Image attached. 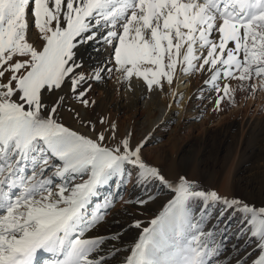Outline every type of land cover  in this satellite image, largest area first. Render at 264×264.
<instances>
[{
	"label": "snow or ice",
	"instance_id": "1",
	"mask_svg": "<svg viewBox=\"0 0 264 264\" xmlns=\"http://www.w3.org/2000/svg\"><path fill=\"white\" fill-rule=\"evenodd\" d=\"M183 76L213 111L264 90V0H0V264H264V204L167 175L151 133H121L91 95ZM129 183L139 205L169 193L130 247L99 233ZM226 214L244 244L221 259Z\"/></svg>",
	"mask_w": 264,
	"mask_h": 264
},
{
	"label": "bare ground",
	"instance_id": "2",
	"mask_svg": "<svg viewBox=\"0 0 264 264\" xmlns=\"http://www.w3.org/2000/svg\"><path fill=\"white\" fill-rule=\"evenodd\" d=\"M90 51L91 50L88 49L83 52L82 54L83 59L88 60L90 58V54H91ZM187 79H188V76L180 77L179 81L173 85L172 91L174 94H177V93L180 94L179 100H181L183 96L187 97L189 93V91L187 92V90L188 88L190 89V83L185 84ZM163 93L148 92L137 81H133V88L129 90L124 85L117 84L113 80L111 83L108 82L106 86L95 87L91 95H93L97 101L98 114H106L110 117L112 121L114 120L115 122H117L121 133H123L125 130H128V131L133 132L136 135V137L139 138L143 134L150 132L151 137H152L149 142L150 146H156L158 144L159 145L163 144V141H162L163 138H169V140H173L174 139L173 135L175 136L177 135L178 137L179 135L178 133L181 131L191 130L192 132L196 128H198V126L203 125L205 122L209 120L210 117L206 116L202 118V121L200 122V124L195 122V119L201 116L200 115L201 111L205 108L206 98H202L204 97L203 95L197 96V98L199 97V101L197 103L195 104L192 103V105L188 106L186 109L180 111L179 113H173L172 109L169 108V104L167 102L162 101L163 97L161 96L160 98V95H162ZM113 95L118 96V98L120 99L118 103H115L113 100H111ZM182 103L183 101L180 104ZM139 106L142 109L140 108L138 109ZM171 106L173 108V105ZM128 108L130 109L127 111L126 109ZM153 112L157 113V118L155 117L156 119L154 120L151 119L149 116L150 114L152 115ZM122 115H128L129 117L128 121L126 120L123 121L124 120L123 118L125 117L121 118L122 120H119V117H121ZM139 116H142V117L138 118ZM92 118L95 119V117H92ZM239 122L240 123H236V125H234L231 128L234 131V133L230 130V127L227 128L228 130L226 131V133H228L229 131V133H232V135H229V134H228L229 136L226 134L224 135V133H222V130L219 129L220 132L219 130H216V134L222 133L223 137L227 138L226 142H230L231 144H234L236 148L234 149V151L237 150V152L234 156V161L232 162L231 160L232 164L226 171L227 175H223L222 171L214 169V174L217 179V183L219 185V186H216L214 190L220 193L221 195H225L229 198L237 197V198H241L253 204L254 203L259 204V205L264 204V191L262 192V190H259L258 188L256 189L254 185L257 182V180L260 178L261 174H264V159H263L264 158V152H263L264 151L263 149L264 148V120L258 119L255 121L252 118L250 120L249 119L247 120L246 118H244L243 120ZM253 125H255L256 127H259L263 131H258L256 133H254L253 130L250 131L251 128L254 129ZM131 126H133V128H131ZM210 132L211 130L209 129H203L202 135H200V137H197V140L199 141V143L200 142L203 143V141H205L206 138L209 137ZM244 132L250 135L248 139L245 136ZM250 138H252L253 140H251ZM176 139H174L171 142L173 145L171 147L172 151L175 149L177 145ZM250 142H253L257 146L259 145L258 147L254 146V144L252 146H254L253 149L255 150L254 156L256 157V159L261 160V161L253 164L252 167L247 168V171L250 172V175L248 177L249 182L246 183V181L244 182L243 176L239 177V179H235L234 171L236 170V167L238 166L239 162H241V156L240 155L238 156L239 152H242L245 149V146H247ZM229 150L233 151V149H229ZM162 154L163 152L160 151V153L157 156L159 160L162 159ZM204 166L205 165L202 166V164L200 165L196 163L195 167H193L194 168L193 172H199ZM180 174L181 175L189 174L188 168L182 169L180 171ZM254 177L256 178L254 179ZM127 188L133 189L135 187H133V184L130 183L127 186ZM107 191H110V190L106 189L105 192ZM139 191L140 190L133 189L132 192L134 193L130 194L128 197L124 196L125 198L121 199L120 203L121 204L123 203V205H121V208H117L116 210L113 209L110 212L109 215L113 217V219L111 218L110 219L111 222L109 224L106 222L99 229L100 234L121 233L122 242L126 246H129V247L138 239V236L141 233L142 229H136L133 231L132 223H130L131 221L129 222V220L125 219V221L123 222L121 219V216L126 215L128 212L129 214L130 213L134 214L133 212H136V210H132V207L134 208L136 207L139 210L137 213H139L140 216L150 218L151 220L153 218L152 215L154 213H157L156 211L157 207H161L163 203H165L167 200L164 196L160 199L161 200L160 202L153 201L149 204L138 206L135 201L140 198L146 197L145 195L142 197V194H139ZM160 194H163V192H160L159 190V196ZM254 194L258 195L256 199L253 198ZM129 200H131L132 202L125 203V201H129ZM123 209H125V211H121ZM145 214L148 216H145ZM217 214L218 213L213 214L212 220L210 221L211 224L215 223L214 220ZM125 217L127 218V216ZM225 220H228V215L225 216ZM228 223L232 226L231 231L224 235L217 236L218 240L223 241L221 259H224L230 256H235L236 253L234 251V246L240 247L241 245L244 244V240L238 239L236 235V233L239 230L236 227L238 223H235L232 220H228ZM147 224L148 222L146 221L145 224H142V227L146 226ZM220 227L221 229L224 227L223 222L221 223ZM129 231L131 234L133 233L135 237L128 240L127 232ZM225 235L228 237L227 239L224 238ZM250 247L251 246L249 245L248 249H250Z\"/></svg>",
	"mask_w": 264,
	"mask_h": 264
},
{
	"label": "rangeland",
	"instance_id": "3",
	"mask_svg": "<svg viewBox=\"0 0 264 264\" xmlns=\"http://www.w3.org/2000/svg\"><path fill=\"white\" fill-rule=\"evenodd\" d=\"M111 82L112 81H109V83H111ZM187 83H190V89L188 88V90H187V92L189 91V93H188L187 97L183 96L181 98V100H179V98H177V94H174L173 91L167 90V88H166L165 92L162 95H160V98H161V96L163 97L162 101L167 102L169 104V108L172 109L173 113H179L180 111L186 109L188 106L192 105V103L193 104L197 103L199 101V97L197 98V96H199V95H203L205 98L210 95V92L207 90H205L203 92L200 91V89L205 87V86L203 85V81L200 79L199 76H196L194 78L188 77L185 84H187ZM235 85H236V82L234 81L233 86H235ZM96 93H97V91H96ZM111 100H113L115 103H118L120 101L118 96H114V95H113ZM194 100H195V102H194ZM182 101H183V103L180 104ZM171 105H173V108ZM221 107L223 108V111H213L212 110V101H210L209 99L206 98L205 108L201 111V114H200L201 116L198 117L197 119H195V122L200 124V122L202 121V118L209 116L210 118L207 122H205L206 124L204 123L205 124V125L203 124L204 126L201 125L202 127L198 126V128H196L192 132H191V130L181 131L178 133L179 134L178 137H177V135L176 136L173 135L174 139L177 138L176 139L177 145L173 151L171 150V147L173 146L171 142L174 139L169 140V138H163L162 139L163 144H160V145L158 144L156 146L148 145L147 151H146V155H147L148 159L150 161H152L154 164L161 166L163 168V170L165 171V173L169 176H172V177L181 175L180 171L184 168H188L189 174H187V175L182 174L183 176L185 175L188 178H195L196 180L199 181V183L204 188H206L208 190H214L216 186H219L217 183V179L215 177V174H214V169L222 171L223 175H227L226 171L231 166L232 162L234 161V156L237 152V150L234 151V149H236L234 144H231L230 142H226L227 138H224L222 133H224V135L225 134L226 135H228V134L232 135V133H229V131H228V133H226V131L228 130L227 128L230 127V130L234 133V131L231 128L234 125H236V123H240L239 121L243 120L244 118H246L247 120L248 119L250 120L252 118L255 121L258 119L264 120V90H257L255 92L250 93L247 91H240L238 89L235 93V102L233 104H229L226 101L224 104L221 105ZM139 108H140V106L138 107V109ZM129 109L130 108H128L126 110L128 111ZM140 109H142V108H140ZM155 113L156 112H153L152 115L151 114L149 115L150 118L153 120L157 118V113L156 114ZM153 115H154V117H153ZM123 117H125V118H123ZM141 117L142 116H139L138 118H141ZM121 118L124 119L123 121H125V120L128 121V119H129L128 115H122L121 117H119V120H122ZM134 119H135V117H134ZM233 122H235V123H233ZM146 124H147V122H146ZM131 128H133V126H131ZM253 128L254 129L251 128L250 131L253 130L254 133H256L258 131H263L259 127H256L255 125H253ZM203 129H209V130H211V132H210L209 137L206 138V140L208 142L205 140V141H203V143L202 142L199 143V141L197 140V137H200V135H202ZM219 129L222 130V133L216 134V130H219ZM220 130H219V132H220ZM244 134L247 137V139L250 137V135L246 134V132H244ZM215 137H216V139H215ZM250 139L253 140L252 138H250ZM228 140H230V139H228ZM253 144H254L253 142H250L247 146H245V149L242 152H239L238 156L239 155L241 156V162H239L238 166L236 167V170L234 171V176H235L234 178L239 179V177L243 176L244 182L246 181V183L249 182L248 177L250 175V172L247 171V168H250V167H252L253 164L261 161V160L256 159V157L254 156L255 150L253 148H254V146H257V145L254 144V146H252ZM229 149H233V151L229 150ZM160 151H162L163 154H162V159L159 160L157 158V156L160 153ZM194 151H196V152H194ZM231 160H232V162H231ZM196 163L200 164V165L202 164V166L203 165H205V166L199 172H193V170H194L193 167H195ZM256 177H254V179ZM254 185H255L256 189L258 188L259 190H262V192L264 191V174H261L260 178L257 180V182ZM261 188H263V189H261ZM133 189L140 190L139 194H142V197L145 195L143 189H141V188H133ZM133 189L127 188V190L123 194V198H125L124 196L128 197L130 194L134 193V192H132ZM159 190H160V192H163V194H160V196H159ZM155 194H156L155 202L156 201L160 202L161 201L160 199L164 196L167 199L168 195H169L168 191L166 189H163V188H158L157 190H155ZM257 197H258L257 194L253 195L254 199H256ZM120 202H121V200L116 202L115 206L110 210V212L113 209L116 210L117 208H121V205H123V203L121 204ZM155 202H154V204H155ZM118 203H120V204H118ZM254 204H256V203H254ZM137 205L143 206V205H139V204H137ZM256 205H259V204H256ZM132 210H136V212H133L134 214H131V213L129 214V212H128L126 215L121 216V219L123 222L125 221V219L129 220V222L131 221L130 223H132V227H133L132 230L133 231L137 229L134 227V224L136 221H140L141 224H145L147 221L148 224L146 226L147 227L151 226L150 225V218L140 216L139 213H137L139 210L136 207L135 208L132 207ZM121 211H125V209H123ZM156 211H157V213H154L152 215L153 218L156 215H158L159 211H162V206L157 207ZM109 216L110 215H108L106 218L108 224L111 222L110 219L111 218L113 219V217H111V216L109 217ZM125 216H127V218ZM145 216H148V215L145 214ZM225 216H227V214ZM231 220L235 223H238L239 214H237ZM127 236H128L127 237L128 240L135 237V235L133 233L131 234L130 231L127 232Z\"/></svg>",
	"mask_w": 264,
	"mask_h": 264
}]
</instances>
